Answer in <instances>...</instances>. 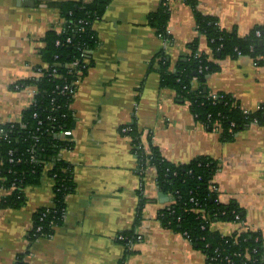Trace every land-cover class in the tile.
<instances>
[{
	"label": "crops",
	"instance_id": "0c3cea01",
	"mask_svg": "<svg viewBox=\"0 0 264 264\" xmlns=\"http://www.w3.org/2000/svg\"><path fill=\"white\" fill-rule=\"evenodd\" d=\"M66 1L0 0V130L20 122L31 106L36 86L19 85L38 79L45 37L62 31L60 4ZM194 1L196 11L216 19L221 30L244 38L256 27L264 29V0ZM167 5L170 42L149 22L161 0H111L94 24L98 42L70 106L73 127L70 135L58 137L73 144L60 155L73 166L76 185L66 199L64 224L52 238L30 239L34 214L53 206L54 181L47 168L38 186L25 189L22 207L0 205V264H211L182 234L162 226L159 213L171 198L160 192L152 170L140 174L131 138L121 133L134 124L152 133L162 156L173 164L200 157L218 162L214 183L220 201L237 202L245 226L217 221L211 229L223 236L249 229L261 233L264 243V126L253 125L223 142L195 119L175 90L161 87L154 67L165 52L174 70L198 41L218 69L206 77L208 92L230 94L244 112L254 113L264 107V59L257 65L250 56L215 58L192 6L184 0ZM10 193L0 187V204ZM132 230L143 239L128 256L119 237Z\"/></svg>",
	"mask_w": 264,
	"mask_h": 264
},
{
	"label": "trees",
	"instance_id": "16d2710c",
	"mask_svg": "<svg viewBox=\"0 0 264 264\" xmlns=\"http://www.w3.org/2000/svg\"><path fill=\"white\" fill-rule=\"evenodd\" d=\"M184 1L194 9L199 33L206 38L215 58L250 56L257 65L262 64L263 28L256 27L248 36L241 38L237 31L221 30L216 19L204 17L197 12L194 0ZM110 2L111 0H68L60 4L63 29L60 33L48 32L44 40L45 47L40 52L41 61L49 69H45L38 79L19 85V88L27 84L36 86L35 104L22 112L20 122L2 127L5 134L0 136V177L5 181L0 183V187L11 193L2 199L0 205L4 208L22 207L25 204V189L38 186L46 168L47 174L54 181L53 206L34 214L30 233L32 241L48 239L64 224L62 215L66 210V199L76 191L74 168L60 155L62 150H71L73 144L55 136L73 127L74 120L69 114L73 98L69 93L74 90L73 83L77 80L78 73L82 72V76H85L91 67V56L83 58L81 55L97 45L94 24L103 18ZM167 4L168 0H161L159 10L149 16V22L158 36L170 42V13ZM257 32H260V36ZM199 48L198 41L190 44V53L184 57L185 60L176 63L174 70H171L172 64L165 52L156 58L154 67L157 66L160 74L161 87L175 90L182 103H189L195 119L207 131L213 132V125L218 123L223 142L233 141L239 132L253 125L263 127L264 107L257 112L246 113L230 94H217L219 99H213L214 94H210L207 89L206 77L218 69ZM76 60L79 61L76 68L67 67ZM54 70L58 77L50 76ZM66 86L68 89L65 90ZM52 104L60 108L59 112L51 110ZM64 112H67L66 118L61 117ZM49 115L55 117L56 122L47 121ZM124 128L128 129L126 133L122 132ZM124 128L121 133L131 138L140 174L144 176L148 167L154 168L160 192L171 198L170 205L159 213V220L164 228L182 234L204 253L211 264H264L261 233L248 229L232 236H223L211 229V224L217 221L242 223V227L245 226V212L239 204L235 201L227 204L220 202L219 195L212 190L214 176L220 169L218 162L200 157L189 164H173L162 156L150 131L146 132L136 124ZM32 154L40 163L31 162ZM10 159L14 162L11 163ZM192 199L195 202H191ZM237 217L240 219L237 220ZM139 219L140 215L136 224ZM52 221L58 225L57 228L51 226ZM38 228H41L40 233H37ZM122 236L126 239L119 242L126 247V254L129 256L133 253L128 248L129 241L135 242V232L132 230ZM216 256L218 260L214 261ZM17 264L24 263L20 260Z\"/></svg>",
	"mask_w": 264,
	"mask_h": 264
},
{
	"label": "built area",
	"instance_id": "2783aa9c",
	"mask_svg": "<svg viewBox=\"0 0 264 264\" xmlns=\"http://www.w3.org/2000/svg\"><path fill=\"white\" fill-rule=\"evenodd\" d=\"M171 2V0H168V3H170ZM257 35L258 36H260V32H257ZM90 53H91V51L90 50H85L83 53H82V55H81V57H88V56H90ZM199 55V54H198ZM79 65V61L78 60H76L75 62H73V63H71V64H68L67 65V67L68 68H76L77 66ZM48 70L49 69V66L47 65V64H44L43 66H42V68H38L37 69V73H38V76L40 77L43 73H44V70ZM55 76V77H58V74H57V72H56V70H54V72H52V74H50V76ZM81 76H82V72H79L78 73V78H77V80L73 83V87H74V90H70V93H69V95L73 98V96H74V94H75V91H76V88H77V85H78V83H79V81H80V78H81ZM38 77V78H39ZM65 90L66 89H68V86H66L65 88H64ZM212 97H213V99H215V100H218L219 99V97H218V95L217 94H214V95H212ZM33 104H35V100H33V102H32V104L31 105H33ZM71 106V105H70ZM70 106H69V114L70 115H72V112H71V110H70ZM51 110L52 111H54V112H59V110H60V108L59 107H57V106H53V104H52V107H51ZM34 117L36 118L37 117V114H35L34 115ZM61 117L62 118H66L67 117V112H64L63 114H61ZM46 120L47 121H49V122H56V118L55 117H53L52 115H49L47 118H46ZM41 124V121L39 122V125ZM127 130L128 129H122V132L123 133H126L127 132ZM70 130H68V131H64V132H61V133H58L55 137H59V135L60 134H67V135H70V132H69ZM213 132H216V133H220L221 132V129H220V126L218 125V123H215L214 125H213ZM5 133H4V130H0V136L1 135H4ZM32 152V151H31ZM10 155L12 156V152L10 153ZM30 160H31V162H35V163H40L37 159H36V157H35V155L34 154H32L31 155V157H30ZM10 162L11 163H13L14 162V160L13 159H10ZM20 162V161H19ZM47 169V168H46ZM153 171L154 173H155V175H156V170L154 169V168H152V167H148L147 169H146V171H145V173L146 172H148V171ZM2 181H5L3 178H2ZM212 190L215 192V193H217L218 195H219V200H220V193H219V190H218V187L216 186V184L214 183L213 185H212ZM191 202H195L194 201V199H192L191 200ZM221 202V201H220ZM51 208V207H50ZM65 217H66V210L63 212V215H62V218L65 220ZM240 218L239 217H237V220H239ZM240 226L242 225H244V224H239ZM51 226L53 227V228H57V226L58 225H56L55 224V221H52L51 222ZM242 228H244V227H242ZM40 231H41V228H38L37 229V233H40ZM135 235H136V238H135V242H131V241H129L130 243H129V250L130 251H133V248H134V246H135V244H136V242H140L142 239H143V237H142V235L141 234H139V233H135ZM53 237V235H50V237L49 238H52ZM43 239V238H42ZM126 238L124 237V236H120L119 237V240L120 241H123V240H125ZM213 260L214 261H217L218 260V257L216 256V257H214L213 258Z\"/></svg>",
	"mask_w": 264,
	"mask_h": 264
}]
</instances>
